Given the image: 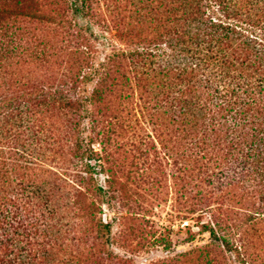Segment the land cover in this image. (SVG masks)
Listing matches in <instances>:
<instances>
[{"label":"trees","instance_id":"trees-1","mask_svg":"<svg viewBox=\"0 0 264 264\" xmlns=\"http://www.w3.org/2000/svg\"><path fill=\"white\" fill-rule=\"evenodd\" d=\"M147 1L0 0V264H48L84 225L76 255L109 242L97 213L141 171L127 137L173 158L207 264H264V0H158L154 36Z\"/></svg>","mask_w":264,"mask_h":264},{"label":"rangeland","instance_id":"rangeland-1","mask_svg":"<svg viewBox=\"0 0 264 264\" xmlns=\"http://www.w3.org/2000/svg\"><path fill=\"white\" fill-rule=\"evenodd\" d=\"M144 5L143 1L138 4L141 7ZM95 7L100 9L99 12L104 9L102 3L96 4ZM150 10V17L147 18L148 26L150 32L155 29L152 35L154 36L157 31L155 19H158L160 25L163 19L161 13L164 10L158 0L147 1L145 11L150 12ZM103 20L105 18L100 16L94 23L96 33H102L103 24L99 22L103 23ZM33 27L36 28L38 25L33 24ZM113 34L114 31L105 34L109 42H114ZM99 41L102 43V39ZM65 44L69 43L65 42ZM101 48L99 44L96 45L97 51ZM150 131H152V126L148 123H145L140 130L142 135L151 133ZM130 140L132 139L128 137L119 139L116 146L125 145L120 151H127V157L122 156L126 173H131V165L139 161L141 171L138 174L140 176H136L135 182L124 179L126 184L124 192L122 194L117 192V199L112 202V205H104L96 216L97 222L111 224L110 241L96 247L93 250V256L87 255L89 253L82 256L76 255L78 247L83 250L84 246L96 236V229L84 225L85 235H83L82 242L79 238L78 241L67 240V244L70 245L69 249L66 252L47 255L48 264H207L208 236L207 234L198 235L200 230L198 225L206 218L183 220L177 217V166L173 158L165 161L158 160L164 163L167 161L168 170L167 174H164L154 166L157 157L148 139H145V144L136 145L141 149L142 154L137 151L138 148L134 147ZM94 148L99 150V144L96 143ZM156 148L159 152L163 151L158 143H156ZM175 149L173 146L172 151ZM140 157H142L141 160H137ZM91 161L94 163L93 159ZM95 177L99 185H106V174L102 173L99 167L95 169ZM190 233L197 235L194 241L187 240ZM109 256L116 258L115 261H111Z\"/></svg>","mask_w":264,"mask_h":264}]
</instances>
